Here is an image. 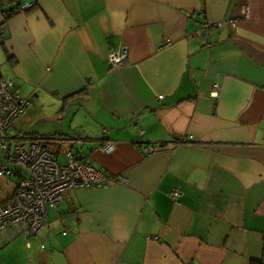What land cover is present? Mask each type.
<instances>
[{
  "label": "crops",
  "instance_id": "obj_1",
  "mask_svg": "<svg viewBox=\"0 0 264 264\" xmlns=\"http://www.w3.org/2000/svg\"><path fill=\"white\" fill-rule=\"evenodd\" d=\"M204 21H223L208 41ZM120 47L125 63L109 66ZM0 76L30 101L10 135L57 137L60 162L86 156L107 178L0 244V264L264 257V0H39L4 20ZM17 182L0 176V203Z\"/></svg>",
  "mask_w": 264,
  "mask_h": 264
},
{
  "label": "built area",
  "instance_id": "obj_2",
  "mask_svg": "<svg viewBox=\"0 0 264 264\" xmlns=\"http://www.w3.org/2000/svg\"><path fill=\"white\" fill-rule=\"evenodd\" d=\"M37 1L39 0L21 3L19 9L26 10ZM6 7V3L0 2V37H3L2 9ZM246 11L244 7L241 18L246 17ZM236 21L230 19L228 23L234 26ZM222 23L223 21L202 23L206 41L211 29L220 27ZM106 59L109 66H120L127 59L126 49L120 47L110 50ZM210 93L216 96V84L212 86ZM29 104L27 98L15 91L11 81L0 76V176L18 177L14 193L0 203V244H5L18 234L24 235L26 239L35 235L45 221L48 208H56L66 191L77 187L100 186L107 179L89 163L86 156L66 151L64 162H60L57 154L46 146L56 143L57 138L10 135L12 123L26 113ZM160 147L161 145L143 144L141 151L150 154ZM97 148L105 154L111 153L115 148V142L107 138L105 129ZM115 180L125 182L121 177ZM170 195L175 197L177 192L173 190ZM65 233L64 231L63 234Z\"/></svg>",
  "mask_w": 264,
  "mask_h": 264
},
{
  "label": "trees",
  "instance_id": "obj_3",
  "mask_svg": "<svg viewBox=\"0 0 264 264\" xmlns=\"http://www.w3.org/2000/svg\"><path fill=\"white\" fill-rule=\"evenodd\" d=\"M15 1L16 0H0V2H2V3L4 2L7 4V7L5 9H2L4 20L9 18L11 15H13L16 12V9H19V5H14ZM36 137H38V136H36ZM52 137H54V136H52ZM54 138H57V137H54ZM49 145H52V143H49L46 146L49 147ZM249 264H264V257H262V259H260V260H251Z\"/></svg>",
  "mask_w": 264,
  "mask_h": 264
},
{
  "label": "rangeland",
  "instance_id": "obj_4",
  "mask_svg": "<svg viewBox=\"0 0 264 264\" xmlns=\"http://www.w3.org/2000/svg\"><path fill=\"white\" fill-rule=\"evenodd\" d=\"M60 160L62 161L63 159L61 158Z\"/></svg>",
  "mask_w": 264,
  "mask_h": 264
}]
</instances>
